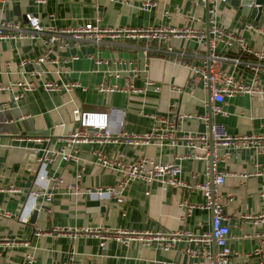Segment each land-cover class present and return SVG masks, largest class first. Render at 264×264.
<instances>
[{"label":"crops","instance_id":"1","mask_svg":"<svg viewBox=\"0 0 264 264\" xmlns=\"http://www.w3.org/2000/svg\"><path fill=\"white\" fill-rule=\"evenodd\" d=\"M0 0V20L25 22L26 16L36 17L43 26L68 28L82 26L99 18L104 28H172L192 29L206 33L209 20L218 28L240 36L245 48L225 47L218 44L215 53L229 59L256 62L252 53H264V23L258 24L243 14L230 0L218 2L214 15H208L207 5L198 0H152L155 6L146 10L144 0ZM211 6H208V8ZM264 10V9H263ZM169 13V15H167ZM54 16V20H51ZM250 25V28H246ZM41 39L0 40V85H12L28 75L22 72L41 73L32 77L36 89L26 93L18 102L12 96L17 87L0 91V264H204L203 251H212L211 244L189 242L185 237L169 251L160 249L164 235L182 232L194 237L211 233L210 211L199 209L203 197L198 190L168 189L163 191L156 182L134 180L124 192V204L114 200L78 195H55L52 203L34 213L27 193L37 188L38 173L35 155L30 148L56 149L68 133L78 129L72 119L77 108L89 112L117 110L121 114L124 132L129 135L153 133L162 135L165 127L161 118L170 113L191 116L171 132L170 138H156L148 144L128 145L123 139L103 145H82L76 153L77 161L62 162L59 158L46 167L49 174L75 182V174L82 170L78 184L82 188L106 187L117 184L120 175L93 163V151L100 150L113 157L124 154L128 162L141 158L156 163H179L181 179L187 185L203 183L205 164L193 156L199 150L189 148L178 138L187 134H208L209 129L197 116H207L212 124L224 125L231 136L264 135V100L247 95L225 98L222 103L211 100L200 82H194L184 65L200 66L208 55V47L199 44L195 37L169 36L168 40L147 42L144 39L119 37L105 38L99 46L81 43L75 48L52 47L50 59L58 64L31 62L47 51ZM171 48V51H168ZM145 52V53H144ZM76 60H70L71 56ZM109 61H132L142 72L132 80L137 90L126 93H99V83L124 85L130 78L128 67L111 65L122 71L118 78H107L106 66L95 67L88 58ZM28 59L24 68L19 67ZM62 61H66L63 63ZM223 69L245 84L254 80L264 85V71L257 76L243 66L233 67L226 62ZM25 79L30 80V77ZM149 80L153 86H146ZM45 82L78 83L79 88L70 93H48L41 89ZM159 87V91L154 88ZM219 106L221 114H211L210 108ZM118 116L113 115L114 129ZM38 133H47L39 136ZM35 134V136H34ZM41 143L33 142L34 138ZM223 158L217 170L227 174L219 189L225 225L229 229L226 245L230 250L229 264H262L264 262V153L239 151ZM260 171L262 175L239 176ZM19 192L10 193L8 188ZM193 205L190 212L187 206ZM16 215L28 219L17 220ZM101 227L110 230L148 232L157 237L149 246L133 241L122 245L105 242L102 250L99 236L83 233L84 229ZM39 234V235H38ZM71 257V260L69 259Z\"/></svg>","mask_w":264,"mask_h":264},{"label":"built area","instance_id":"2","mask_svg":"<svg viewBox=\"0 0 264 264\" xmlns=\"http://www.w3.org/2000/svg\"><path fill=\"white\" fill-rule=\"evenodd\" d=\"M35 3L43 4L45 0H33ZM100 1V0H97ZM113 1V0H102ZM206 4L208 15H214L216 4L218 2H227V0H198ZM121 2H125L121 0ZM143 6L146 10H150L155 6L152 0H144ZM169 15V13H167ZM54 20V16H51ZM99 18L94 21L86 23L82 26L58 28L54 26H43L39 23L38 19L33 16H26L25 22H12L0 20V40H22L26 38L41 39L47 45V51L32 60L31 62L36 65L44 63L58 64L57 59H50L52 47L56 49L75 48L81 43H92L99 46L105 38H119L125 37L130 39H144L147 42L168 40L169 36L182 37L192 36L195 37L197 42L202 46L208 47V55L200 66L184 65L186 69L192 74L194 82H200L205 91L209 94L212 101L222 103L225 98L234 97L235 95H247L251 98H260L264 100V85H259L256 80L251 84H245L236 81L231 74H228L223 65L226 62L232 63L233 67L243 66L244 68L254 72L257 76L264 71V53H252L251 55L257 60L256 62H245L238 58L229 59L227 57L215 53L217 45L223 44L225 47L237 46L239 50L246 53H251L245 48L243 39L235 34L228 33L221 30L215 24L213 18L209 20L206 33H198L192 29H172V28H146V29H132V28H104L100 25ZM250 28V25H246ZM171 51V48H168ZM145 53V52H144ZM77 56L73 55L70 60H76ZM92 61L95 67L106 66L103 74L107 78H118L119 73L122 71L112 69L111 65L119 67H128L127 72L130 78L124 85L116 83L106 84L101 82L97 85L96 90L99 93H126L136 92L132 80L137 78L142 72L139 70L132 61H124L121 59L109 61L105 59L88 58ZM30 62L28 59H23L19 63L20 68ZM65 63L66 61H62ZM28 75L31 79L21 77L19 81L12 85H0V91H9L12 87L19 89L18 93L12 96L14 103L18 102L26 93L34 91L37 87L32 80V77L38 76L41 73L31 71L22 72L21 75ZM146 86H153L149 80L145 82ZM78 83H61L45 82L41 85V89L45 92H60L70 93L74 89L79 88ZM159 91V87L154 88ZM5 106H1L3 109ZM211 114H221L219 106L213 105L210 108ZM117 115L118 123L115 128L111 126V118ZM186 118H193L176 113H170V116L161 118L160 122L166 128L162 130V135L154 131L153 133L144 135H129L123 130V123L121 114L117 110L109 112H89L81 111L75 108L72 111V119L78 125V129L68 133L62 139V144L56 149L37 147L30 148L31 152L35 155L38 173L35 178L37 188L31 189L27 196L34 211H40L44 207V203H52L55 195H78L85 194L97 197L101 200L111 199L118 205L124 204V192L130 182L134 180H142L146 183L156 182L160 185L163 191L168 189H182L198 190L201 192L203 202L196 207L210 211L212 215L211 220V233L204 234L199 237H194L190 233L175 232L164 235L166 240L160 243V249L169 251L173 248L177 241L185 237L189 242L202 243L206 246L214 244L216 250L212 251L206 248L203 251L205 259L204 264H229L230 250L226 245L229 229L225 225L227 220L224 214V205L221 202L219 189L223 186L225 176L227 174L219 172L217 165L223 158L219 155V150H224V158L239 152L253 150L255 153H264V135H248V136H231L227 133L224 125L209 122L207 116H197L198 120L204 121L209 129L208 134H187L178 138L179 141L186 143V145L193 149L199 150L193 156L195 160L204 162L206 179L203 183L187 185L181 179L182 169L179 163H156L151 159L141 158L136 162H128L124 154H117L113 157L105 155L100 150L93 151L95 165L102 168L117 172L120 175V180L113 186L95 187V188H82L78 182L82 178L83 171L79 170L75 174V182H67L62 177L55 174H49L46 167L59 158L62 162L77 161L76 153L78 148L82 145L99 144L103 145L109 142H116L118 139H123L128 145L134 146L139 144H148L156 138H170L172 139L171 132L182 123ZM33 142L41 143L42 139L34 138ZM251 175H262L260 171L242 174L239 177L246 179ZM10 193L19 192L12 187L7 189ZM38 207V209H37ZM194 208L193 205L187 206V211L190 212ZM0 215L5 217L11 216L8 212L0 211ZM17 220L22 223H27L28 219L16 215ZM88 235L99 236V246L103 250L105 242L115 241L122 245L136 241L140 242L143 246H149L152 242L157 241V237L161 235H153L148 232L126 231V230H110L101 227L92 229H84L82 231ZM39 235V234H38ZM71 260V257H69ZM28 263H32V258L28 257ZM168 264V263H158ZM264 264V262L262 263Z\"/></svg>","mask_w":264,"mask_h":264},{"label":"water","instance_id":"3","mask_svg":"<svg viewBox=\"0 0 264 264\" xmlns=\"http://www.w3.org/2000/svg\"><path fill=\"white\" fill-rule=\"evenodd\" d=\"M230 1L234 6L240 7L242 13L248 15L251 20L256 22L259 28L262 26V24L264 23V10H263L264 0H230ZM38 135L47 136V133H38ZM36 213L37 211H34L31 222H33Z\"/></svg>","mask_w":264,"mask_h":264}]
</instances>
